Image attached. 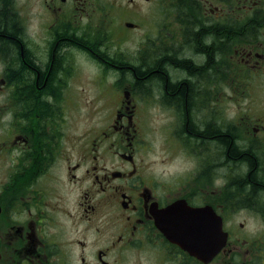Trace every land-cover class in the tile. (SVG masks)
<instances>
[{
    "label": "flooded vegetation",
    "instance_id": "1",
    "mask_svg": "<svg viewBox=\"0 0 264 264\" xmlns=\"http://www.w3.org/2000/svg\"><path fill=\"white\" fill-rule=\"evenodd\" d=\"M0 264H264V0H0Z\"/></svg>",
    "mask_w": 264,
    "mask_h": 264
},
{
    "label": "rangeland",
    "instance_id": "2",
    "mask_svg": "<svg viewBox=\"0 0 264 264\" xmlns=\"http://www.w3.org/2000/svg\"><path fill=\"white\" fill-rule=\"evenodd\" d=\"M79 66L81 68V80H82V85L80 86L81 89L84 88L83 90H80L79 95L81 96V100L83 102V114L79 116V126L80 128H84L87 126L88 124V118H92L94 116L93 112L91 111V107L95 105L96 101H97V95H98V91L94 85V76H95V70H94V66L88 62H86L83 59L79 58ZM102 90V88L100 89ZM196 116H198V114L196 113ZM151 133L149 135L151 142L153 143L154 147L157 148L158 147V138H157V133H158V125H159V119L157 117V115L153 112V116L151 118ZM165 160H163V158L161 159L158 149L157 152L155 153V151H152L149 159L147 160L148 163L152 166L155 165V167L159 168L161 165V163H163V166H165L168 169H176V168H183L179 167V161L177 158H171V157H167L164 156ZM184 174H187V172H185ZM183 174V175H184ZM181 179H186L181 178Z\"/></svg>",
    "mask_w": 264,
    "mask_h": 264
},
{
    "label": "trees",
    "instance_id": "3",
    "mask_svg": "<svg viewBox=\"0 0 264 264\" xmlns=\"http://www.w3.org/2000/svg\"><path fill=\"white\" fill-rule=\"evenodd\" d=\"M11 20L9 19V16H7V15H5L4 16V22H3V25H5V26H7L8 28H11ZM3 28H5V27H3ZM4 34H7L6 32L4 33ZM6 36V35H5ZM12 40H13V42H14V44H15V46H17V47H20V45H19V40H17V39H14V38H12ZM27 62L29 63H31V60H30V57H28L27 56ZM56 64H58V61L56 62ZM55 64V65H56ZM33 65V64H32ZM31 65V66H32ZM24 67L26 68V70L27 71H24L23 72V74H22V76H21V79H22V81H24V82H28V83H30V86L33 88V90L31 91V93L34 95V97L33 98H31V101H33V102H37V100H38V98L36 97V95L37 96H39V94H41L43 91H45L46 90V87L43 85V82H44V80H45V78H46V70L45 69H43V71H41L40 72V75H39V78L37 77V71L33 68V66L32 67H27L25 64H24ZM53 74H54V69L51 71V73L49 74V78L47 79V82L49 83L50 82V80L52 79V76H53ZM20 79V80H21ZM37 79H38V82H39V85H40V89L39 90H36L35 89V82L37 81ZM185 88H186V86H185V83H183L182 84V87H181V90H180V93H181V98L183 99L184 98V96H185ZM36 94V95H35ZM233 154H234V152L232 151V150H230ZM251 160V162H252V159H250Z\"/></svg>",
    "mask_w": 264,
    "mask_h": 264
},
{
    "label": "water",
    "instance_id": "4",
    "mask_svg": "<svg viewBox=\"0 0 264 264\" xmlns=\"http://www.w3.org/2000/svg\"><path fill=\"white\" fill-rule=\"evenodd\" d=\"M179 222L182 223L181 219L179 220ZM173 233H175V232H173ZM215 233L216 234H214V236L217 235V232H215ZM175 235L177 236V237H174L175 240H177L178 242H181L186 248H190L189 246H191L193 248L191 240L189 241L187 239L188 235L185 236L181 232H176ZM221 244H223V243H215L212 247L211 252L212 253L215 252V250H217L221 246Z\"/></svg>",
    "mask_w": 264,
    "mask_h": 264
}]
</instances>
